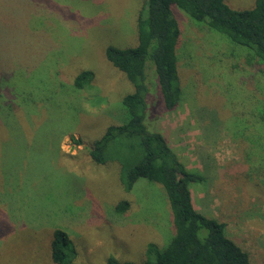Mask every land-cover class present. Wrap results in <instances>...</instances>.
Returning <instances> with one entry per match:
<instances>
[{
  "label": "rangeland",
  "instance_id": "rangeland-1",
  "mask_svg": "<svg viewBox=\"0 0 264 264\" xmlns=\"http://www.w3.org/2000/svg\"><path fill=\"white\" fill-rule=\"evenodd\" d=\"M143 1L0 0V264H57L55 228L73 242L72 264L110 255L138 263L148 242L162 248L174 234L161 184L139 177L125 192L116 161L87 156L106 126L128 118L121 99L133 85L104 48L136 45ZM172 11L178 100L161 105L151 65L144 122L201 174L189 184L194 208L225 222L252 263L264 264V72L245 64V47ZM88 68L93 87L74 90V75ZM121 199L129 207L118 214Z\"/></svg>",
  "mask_w": 264,
  "mask_h": 264
},
{
  "label": "trees",
  "instance_id": "trees-1",
  "mask_svg": "<svg viewBox=\"0 0 264 264\" xmlns=\"http://www.w3.org/2000/svg\"><path fill=\"white\" fill-rule=\"evenodd\" d=\"M174 5L196 23L245 47V64L255 65L264 72V0H254L253 6L245 9H233L225 0L143 1L136 17V45L121 48L108 44L104 48L106 59L133 85V90L121 99L128 118L106 126L91 141L87 156L97 164L107 159L116 161L125 192L131 190L139 177L161 184L171 209L170 224L172 222L174 234L162 248L148 242L145 259L141 262L121 261L110 255L104 264H253L247 251L226 234L225 222L194 208L189 184L201 182V174L187 170L166 136L157 129H148L144 122L148 94L146 77L152 66L161 105L172 110L178 100L176 45L180 28L172 11ZM93 80L94 69H81L74 75L72 87L74 90L90 89ZM128 207V200L121 199L113 209L122 214ZM50 257L57 264H72L76 257L71 238L61 228L52 232Z\"/></svg>",
  "mask_w": 264,
  "mask_h": 264
},
{
  "label": "crops",
  "instance_id": "crops-1",
  "mask_svg": "<svg viewBox=\"0 0 264 264\" xmlns=\"http://www.w3.org/2000/svg\"><path fill=\"white\" fill-rule=\"evenodd\" d=\"M167 139V138H166ZM167 141H168V139H167ZM168 143H169V145H170V142L168 141ZM170 147L172 148V146L170 145ZM199 211V210H198ZM200 212V211H199ZM202 213V212H201Z\"/></svg>",
  "mask_w": 264,
  "mask_h": 264
}]
</instances>
